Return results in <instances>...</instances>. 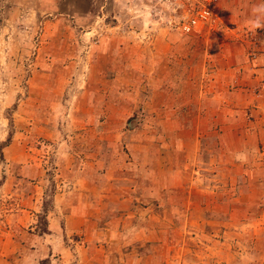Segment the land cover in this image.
Instances as JSON below:
<instances>
[{
  "label": "rangeland",
  "instance_id": "374dc122",
  "mask_svg": "<svg viewBox=\"0 0 264 264\" xmlns=\"http://www.w3.org/2000/svg\"><path fill=\"white\" fill-rule=\"evenodd\" d=\"M218 4L184 35L162 0H0V264H50L29 251L83 180L149 264H264V19Z\"/></svg>",
  "mask_w": 264,
  "mask_h": 264
},
{
  "label": "crops",
  "instance_id": "0c3cea01",
  "mask_svg": "<svg viewBox=\"0 0 264 264\" xmlns=\"http://www.w3.org/2000/svg\"><path fill=\"white\" fill-rule=\"evenodd\" d=\"M238 2L240 3L239 7L236 5ZM218 7L219 4L216 5V16L213 21L195 28L191 34L205 32L209 28L206 26H210L216 19L219 20ZM241 8L247 19V23L242 19L243 26H247L246 24L251 26L264 19V0H226V13L230 12L227 13L229 17L232 15L231 17L238 19ZM245 10L247 11L245 12ZM240 29L248 30V35L254 36L250 34L253 32L252 29ZM246 43L248 46L251 44L249 39ZM258 45L259 50L262 49V46L264 47V37L260 39ZM259 56L262 58L261 54H258ZM168 142L163 140V146H170V142ZM165 153L162 150L159 156L160 160L168 158L169 155H165ZM146 158L149 159L147 162L152 159L150 155ZM83 174L85 173L80 175L81 179H84ZM80 185V190H90L86 180H83ZM84 191H80L79 198L73 196L69 199V194L57 197L58 201L53 203V207L49 211L50 217L47 216V231L38 236L39 245H36L33 251H29V256L37 258V253L43 254L42 248L46 247L47 254L42 258L50 259V264H140L142 259L145 260V264H149L150 256H146L140 249H137V244L156 239L149 230L150 226L141 221L133 222L131 215L129 220L125 218L119 219L117 222L113 220L106 222L103 220L104 217L101 219L102 210L106 209V205L102 203L103 197L99 196L97 201H91L90 195L87 196ZM96 196H98V192ZM73 232L79 234V238L75 239L72 236ZM27 237L23 236V239ZM35 238H29L28 242L34 241ZM159 239L157 238V240ZM133 253H135L134 256Z\"/></svg>",
  "mask_w": 264,
  "mask_h": 264
},
{
  "label": "built area",
  "instance_id": "2783aa9c",
  "mask_svg": "<svg viewBox=\"0 0 264 264\" xmlns=\"http://www.w3.org/2000/svg\"><path fill=\"white\" fill-rule=\"evenodd\" d=\"M162 1L172 7L170 16L173 19L180 17L178 21L169 22L170 30H178L185 34H191L195 28L210 24L216 16V5L219 2V0Z\"/></svg>",
  "mask_w": 264,
  "mask_h": 264
},
{
  "label": "trees",
  "instance_id": "16d2710c",
  "mask_svg": "<svg viewBox=\"0 0 264 264\" xmlns=\"http://www.w3.org/2000/svg\"><path fill=\"white\" fill-rule=\"evenodd\" d=\"M47 230H46V227H45V229L43 230V232H46Z\"/></svg>",
  "mask_w": 264,
  "mask_h": 264
}]
</instances>
